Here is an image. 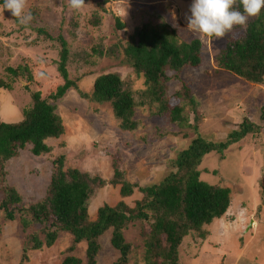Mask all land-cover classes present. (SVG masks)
Segmentation results:
<instances>
[{
  "label": "rangeland",
  "instance_id": "rangeland-1",
  "mask_svg": "<svg viewBox=\"0 0 264 264\" xmlns=\"http://www.w3.org/2000/svg\"><path fill=\"white\" fill-rule=\"evenodd\" d=\"M192 2L85 0L80 10H73L69 0H27L25 14L31 12L33 17L27 25L20 24L8 10L0 12V79L13 86L11 90L0 89V122L23 121L24 113L33 106L34 94L41 93L47 98L64 84L58 70L61 41L47 38L36 29H44L55 37L61 35L68 41L69 77L82 92H93L96 76L117 73L136 98L145 89V79L139 78L125 62L119 41L126 44L135 30L146 23L157 28L168 25L171 31H176L179 43L201 40V67L187 69L177 77L168 72L167 96L172 98V107L184 105L175 98L183 86L192 89L196 107L194 110L186 105L183 115L189 121L187 126L171 123L167 114L157 117L159 106H155L138 108L135 118L139 122L138 129L124 132L110 105H95L70 89L57 102V112L65 127L60 142L68 149L63 153L70 159L80 150L87 155L76 164L66 162V168L71 164L81 171L111 180L113 159H119L128 181L132 185L138 182L144 188L161 182L172 169V160L196 137L213 138L214 142L227 140L248 119L261 127L259 133L225 152L227 157L223 162L221 156L212 155L205 158L200 168L203 182L231 190V207L222 219L203 228L205 238L194 232L186 236L179 248V259L181 264H264V120L261 111L264 85L248 83L218 69L216 56L225 47L227 36L201 39L190 31L185 14L190 15ZM115 15L124 24L123 30L118 28ZM8 67L28 68L30 73L14 78L7 73ZM49 143L60 154L61 144L53 140ZM49 156L53 155L35 157L25 150L8 165V185L18 191L25 205L36 204L46 195L53 170ZM95 157L100 158L94 161ZM119 187L108 186L98 191L90 201L89 214L94 216L106 203L115 205L121 201ZM138 197L136 194L125 198V202L133 206ZM149 228L145 222H138L125 233L126 242L133 248L129 264H145L142 233L150 232ZM30 231H23L19 223L6 222L1 215L0 264H21L22 249L28 244ZM110 236L111 233H107L101 238L98 264H113L120 257L111 246ZM40 237L44 236L40 234ZM71 239L70 235L61 234L54 247L29 252L23 264H62L70 255L65 251L71 246ZM86 249L83 242L71 255L86 264Z\"/></svg>",
  "mask_w": 264,
  "mask_h": 264
},
{
  "label": "trees",
  "instance_id": "trees-1",
  "mask_svg": "<svg viewBox=\"0 0 264 264\" xmlns=\"http://www.w3.org/2000/svg\"><path fill=\"white\" fill-rule=\"evenodd\" d=\"M3 3L4 0H0V5ZM236 7L242 11L241 5ZM115 20L118 28L123 30L125 26L118 15H115ZM36 31L47 38L61 41L58 70L64 84L47 98L41 93L34 94L33 106L24 113L23 121L16 124L0 122V218L3 214L6 222L19 223L23 231L31 230L27 243L33 245L27 244L22 249L21 264L28 259L29 252L54 247L61 234L72 237L71 246L65 251L70 255L62 264H83L81 259L71 255L83 242L87 245L86 264H98L97 257L102 251L100 241L107 233H111V246L120 255L113 264H129L133 248L126 242L125 233L138 222H145L151 227L150 232L142 233L145 238V264H181L179 248L184 238L193 232L205 238L203 228L222 219L232 203L229 188L209 185L201 179L200 168L205 158L218 155L223 162L227 157L225 152L248 136L259 133L261 127L246 119L227 140L214 142L213 138L196 137L188 148L177 154L175 160L170 159L173 167L161 182L144 188L138 182L132 185L128 181L119 159H113L111 180L97 173L92 175L81 171L71 164L78 163L87 152L77 151L73 159L63 153L64 149H68L60 142L65 135V127L57 112V102L70 89H74L81 99L90 103L98 106L108 104L113 109L119 128L124 132L138 129L139 122L135 119L138 108L155 106H159L157 117L167 114L171 123L187 126L189 121L183 115L186 105L194 110L196 107L191 97L192 89L183 86L175 98L184 105L172 107V98L167 96L170 80L168 72L175 73L177 77L187 69L201 67L203 43L199 39L179 43L176 31H171L168 25L157 28L150 23L137 28L126 44L119 41L125 62L139 78L145 79V89L136 98L126 89L117 73L96 76L93 92H82L77 82L69 77L68 41L44 29ZM226 36L227 43L216 56L218 69L248 83L264 85V7L257 17L249 18L246 28L236 26ZM6 71L14 78L30 73L28 68L16 70L8 67ZM12 87V84L0 79V89L11 90ZM261 111L264 120V106ZM49 140L61 144L58 149L60 154ZM25 150L35 157L53 155L49 156V161L52 158L53 170L46 195L31 205H25L22 196L7 181L9 163ZM99 158L95 157L94 161ZM66 162H72L69 168H66ZM108 186H120L118 191L123 199L115 205L106 203L100 206L92 216L89 214L90 201L98 191ZM136 194L139 197L133 206L125 202V198ZM40 234L44 237L41 238Z\"/></svg>",
  "mask_w": 264,
  "mask_h": 264
},
{
  "label": "clouds",
  "instance_id": "clouds-1",
  "mask_svg": "<svg viewBox=\"0 0 264 264\" xmlns=\"http://www.w3.org/2000/svg\"><path fill=\"white\" fill-rule=\"evenodd\" d=\"M242 6V11L236 5ZM27 0H4L0 12L8 10L20 24L27 25L33 19L25 14ZM73 10H80L85 0H69ZM264 7V0H193L189 13L185 14L186 27L201 39L223 38L236 26L246 28L249 18L257 17Z\"/></svg>",
  "mask_w": 264,
  "mask_h": 264
},
{
  "label": "bare ground",
  "instance_id": "bare-ground-1",
  "mask_svg": "<svg viewBox=\"0 0 264 264\" xmlns=\"http://www.w3.org/2000/svg\"><path fill=\"white\" fill-rule=\"evenodd\" d=\"M35 227V226H34ZM31 232V231H30ZM31 236V235H30ZM49 249V248H48ZM31 250V249H30ZM27 252V251H26Z\"/></svg>",
  "mask_w": 264,
  "mask_h": 264
}]
</instances>
